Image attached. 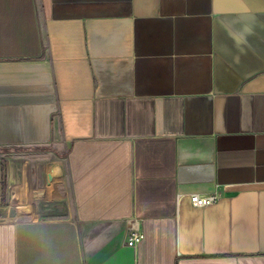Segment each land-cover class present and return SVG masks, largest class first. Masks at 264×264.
<instances>
[{
	"label": "crops",
	"instance_id": "0c3cea01",
	"mask_svg": "<svg viewBox=\"0 0 264 264\" xmlns=\"http://www.w3.org/2000/svg\"><path fill=\"white\" fill-rule=\"evenodd\" d=\"M0 264H264V0H0Z\"/></svg>",
	"mask_w": 264,
	"mask_h": 264
},
{
	"label": "built area",
	"instance_id": "2783aa9c",
	"mask_svg": "<svg viewBox=\"0 0 264 264\" xmlns=\"http://www.w3.org/2000/svg\"><path fill=\"white\" fill-rule=\"evenodd\" d=\"M191 202L193 205L197 207H206L208 205L214 204L218 199L219 195L217 191L201 194V193H192L190 194ZM143 237V233L138 230H134L131 232L128 244L135 245L138 243Z\"/></svg>",
	"mask_w": 264,
	"mask_h": 264
}]
</instances>
